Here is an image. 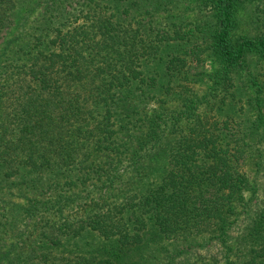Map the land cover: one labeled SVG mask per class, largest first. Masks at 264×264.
<instances>
[{
  "label": "trees",
  "instance_id": "trees-1",
  "mask_svg": "<svg viewBox=\"0 0 264 264\" xmlns=\"http://www.w3.org/2000/svg\"><path fill=\"white\" fill-rule=\"evenodd\" d=\"M180 1L0 0V264H264V21Z\"/></svg>",
  "mask_w": 264,
  "mask_h": 264
},
{
  "label": "rangeland",
  "instance_id": "rangeland-1",
  "mask_svg": "<svg viewBox=\"0 0 264 264\" xmlns=\"http://www.w3.org/2000/svg\"><path fill=\"white\" fill-rule=\"evenodd\" d=\"M264 1V0H261ZM255 5H257V7L259 9H262L261 6H263L262 4L258 5V0H253L251 2H248L246 4H243L242 7H240L239 12H240V16L243 20V26L242 27H247L250 29V31L252 33H255L259 30H261L264 26H261V22L264 21V19L261 20H257V15L264 17V11H257L255 10L254 15L256 17L251 18L250 20H248V17L250 16V14H253L252 11L253 9H255ZM194 6V0H181L180 3L178 4V8L177 10L183 11L185 16L188 17H194V16H198L201 17L202 19L206 20V19H210V9L209 8H201L200 10H198V8H195L193 10H190L189 7H193ZM264 29V28H263ZM249 116L248 119H250V114L251 112H248ZM251 168H247L248 173H251Z\"/></svg>",
  "mask_w": 264,
  "mask_h": 264
}]
</instances>
